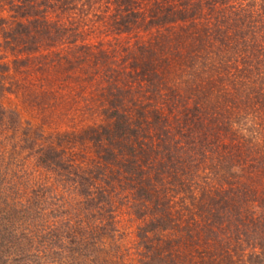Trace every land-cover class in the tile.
Segmentation results:
<instances>
[{
	"label": "rangeland",
	"instance_id": "rangeland-1",
	"mask_svg": "<svg viewBox=\"0 0 264 264\" xmlns=\"http://www.w3.org/2000/svg\"><path fill=\"white\" fill-rule=\"evenodd\" d=\"M18 1L0 0V238L5 237L0 242V264H96L100 260L109 264H145L150 260L153 264H196L199 259L194 249L207 252L204 260L208 263L217 258L216 262L220 263L215 247L226 238L214 243L206 233L199 237L195 233L207 226L204 219L210 208L205 205L207 197L203 198L209 195L203 191L209 184V180L201 178L205 172L203 165H197L194 173L180 176L175 171L178 167L171 162L175 160L176 150L165 165L166 151L159 146L155 151L151 149V158L145 163L138 153L143 141L149 140L147 134L154 135L152 146L158 141L159 130L153 124L162 123L163 128L169 129L172 120L160 117L164 120L160 122L154 118L148 122L152 124L149 130L142 132L144 137H137L141 143L134 145L133 158L139 159L138 170L133 166L134 170L128 172L130 166L126 165L132 156L126 150L116 155L119 162L101 159L100 147L116 151L103 139L100 144L103 146H99L90 136V129L98 127L104 118L94 110L95 100L99 98L96 93L99 89L93 90L99 85L91 80L94 71L86 67L79 70L76 62L72 69L58 67L55 60L48 62L58 57L57 51L64 53L65 43L28 50L25 44L14 40L16 29L20 30L18 24H27V18L32 19L26 16L32 10L21 8ZM42 9L40 4L35 8ZM45 9L48 20L59 12L52 3ZM79 12L74 8L68 14L78 17ZM120 50L117 48L113 54L115 61L121 57ZM235 115H231L234 121L243 118L230 126L227 133L253 147L257 159L247 170H240L237 165L232 167L235 174L228 179L249 182L250 191L254 187L252 183L258 187L253 197L252 191L242 189L247 191V210L255 213L260 199L264 200V160L261 162L258 157L264 155V117L259 120L256 116L260 115L253 110ZM147 120L150 121L149 116ZM139 126L143 127L142 122ZM175 127L165 136L174 144L173 150L178 148L177 154L185 155L190 145L184 143L185 136L172 134L176 133ZM175 140L180 142L175 144ZM217 143L204 145L206 152H214L208 153L210 160L216 153L215 160H219L222 145ZM194 148L199 149V142ZM48 156L52 160L48 161ZM247 163L251 164L250 160ZM69 164L75 166L76 173L67 167ZM98 169V177H93V171ZM143 189L152 194L151 200L144 198L147 194H143ZM97 194L102 197L100 204L109 207V212L102 213L101 207L88 205L86 200ZM211 196L210 193L208 198ZM155 199L162 205L152 207ZM219 212V216L235 218L233 213L222 209ZM56 219L60 223L54 224ZM224 224L221 222L219 227ZM53 226L59 235L45 239L46 243L52 242L51 247L45 248L37 242ZM98 231L100 238L94 240ZM34 233L38 238H32ZM35 245L42 253L38 254ZM63 245L74 251L59 252L58 247ZM220 260V264H226L225 259Z\"/></svg>",
	"mask_w": 264,
	"mask_h": 264
},
{
	"label": "trees",
	"instance_id": "trees-1",
	"mask_svg": "<svg viewBox=\"0 0 264 264\" xmlns=\"http://www.w3.org/2000/svg\"><path fill=\"white\" fill-rule=\"evenodd\" d=\"M37 2L20 0L18 6L32 10V16L26 13L32 19L27 18V24L17 23L20 30L16 29L14 40L25 44L28 50L65 43L64 55L57 51L58 57L48 62L55 60L54 63L64 69H72V64L76 62L79 70L86 67L94 71L91 80L99 85L93 88L99 89L96 91L99 98L95 100L94 110L104 118L98 127L90 129V136L99 146H103L100 145L103 139L116 151L114 153L109 147H100L99 157L107 162H119L116 155H122L126 150L132 156L126 165L130 166L128 172L134 170L133 166L138 170L139 159L133 158L136 154L134 145L141 143L137 137H144L142 132L145 134L149 130L152 124L148 122L154 118L160 122H164L160 117L165 120L170 118L172 123L169 129L163 128L162 123L153 124L159 130L154 146L151 139L153 133H146L149 140L143 141V147H138L143 163L151 158V149L155 148V151L159 146L166 151L164 165L176 150L175 160L171 162L178 167L179 171L176 168L175 171L180 176L194 173L197 165H203L205 172L201 178L209 180L203 191L212 196H203L208 199L206 207L210 206L207 219H204L207 226L195 232L196 236L206 233L214 243L221 237L226 238L224 243L215 247V254L225 259L226 264H264V200L260 199L258 211H248L247 191L242 189L247 188L249 192V182L228 179L235 174L231 171L232 167L237 165L240 170H247L254 166L257 158L253 147H247L244 140L231 138L227 133L230 126L242 120L243 117L238 121L233 120L239 111L253 110L260 115L256 116L259 120L264 117V0ZM51 3L59 12L48 20L45 8L51 7ZM39 4L43 9L37 11L35 8ZM74 8L80 10L78 17L68 14ZM117 48L121 49V57L115 61L113 54ZM63 57L65 60H62ZM148 116L150 121L147 120ZM141 122L143 127L139 126ZM173 125L177 128L174 129L176 133L172 134L185 136L184 143L190 145L185 155L177 154L178 148L173 150L174 144L165 136V133L172 131ZM218 137L221 138L218 143L222 145L218 152L219 160H215L217 153L210 160L208 153L214 152H206L204 145L216 144ZM179 142L175 140V144ZM198 142L199 149L196 150L194 146ZM250 154L253 157L249 159ZM258 157L259 161L264 160V155ZM248 160L251 164L247 163ZM154 161L151 159V162ZM156 162L160 163L157 157ZM67 167L73 170V174L76 173L75 166L69 164ZM97 173L99 169L93 171V177H98ZM251 185L254 186L251 187L252 193L250 191L253 197L258 187L254 183ZM144 192L147 194L144 198L151 200L149 196L152 194L143 189ZM97 195L86 200L88 205L101 207L102 213L109 212L110 208L102 206V197ZM159 203L155 199L152 207L161 206ZM221 209L235 214V218L219 216ZM58 222L60 220H54V224ZM221 222L225 223L224 227H219ZM69 231L74 232L73 229ZM36 235L34 233L32 238L35 239ZM58 235L53 226L37 243H43L45 248L51 247L49 243L52 242L48 240L46 243L45 239L57 238ZM93 238H100L99 231ZM0 239L1 242L5 237ZM35 247L38 254L42 253L37 245ZM70 248L65 245L58 247L59 252L61 249L74 251ZM194 251L199 259L196 264L222 263L220 259V263L216 262L218 258L208 263L204 260L207 252ZM96 264L109 263L100 260ZM145 264L153 263L150 260Z\"/></svg>",
	"mask_w": 264,
	"mask_h": 264
}]
</instances>
